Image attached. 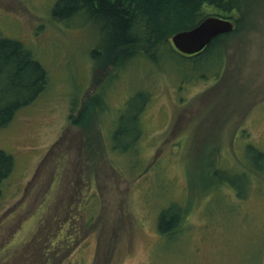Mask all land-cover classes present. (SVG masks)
<instances>
[{
  "label": "rangeland",
  "instance_id": "1",
  "mask_svg": "<svg viewBox=\"0 0 264 264\" xmlns=\"http://www.w3.org/2000/svg\"><path fill=\"white\" fill-rule=\"evenodd\" d=\"M54 1L0 0V36L22 41L47 73L0 129L14 157L1 185L0 264H264V172L247 148L264 153V0L251 1L219 67L185 82L175 69H188L163 51L159 65L138 54L118 72L94 60L99 25L53 17ZM140 89L141 136L123 154L115 134ZM232 164L249 178L244 196L231 188L246 189ZM212 165L235 182L215 179ZM170 201L179 231L162 235L157 216Z\"/></svg>",
  "mask_w": 264,
  "mask_h": 264
},
{
  "label": "trees",
  "instance_id": "2",
  "mask_svg": "<svg viewBox=\"0 0 264 264\" xmlns=\"http://www.w3.org/2000/svg\"><path fill=\"white\" fill-rule=\"evenodd\" d=\"M252 0H55L51 15L63 21L80 22L84 15L89 17L85 24L97 23L100 28V42L91 49L94 60L108 59L117 72L126 68L127 64L138 57L160 64L159 53L168 54V59L179 58L181 67L187 68L186 75L179 67L175 69L180 75V82H185L188 75L206 76V71L218 68L222 59L226 39L236 34L249 23ZM207 16H220L233 19L234 27L228 33L213 38L207 46L194 54L177 52L169 42L174 33L187 30L197 25ZM129 61L123 69V63ZM212 66L208 67V63ZM213 72V71H211ZM214 73V72H213ZM47 81L46 69L22 41L0 36V129L6 127L16 112L33 102L45 89ZM130 95V96H129ZM126 100L127 115L121 120L116 136L125 144L121 153L134 154L138 139L141 136V115L148 100L149 93L143 89L130 91ZM126 96V97H127ZM95 93L91 97L92 106L101 109L99 103L94 106ZM132 141L128 146L127 142ZM253 151V160L262 164L259 169L264 172V153L247 145ZM135 158V157H134ZM257 162L254 161V164ZM111 165V164H110ZM241 165V164H240ZM232 164V170L240 171L246 189L238 193L228 183L235 194L244 196L249 187V178L244 167ZM112 166V165H111ZM234 166V167H233ZM247 166V165H246ZM14 167L11 153L0 149V194L2 182L9 177ZM210 175L220 182L224 180L234 183L229 173H222L210 167ZM249 169V167L247 166ZM243 170V171H241ZM250 171V169H249ZM233 186V185H232ZM83 200L82 209H85ZM170 207L163 208L157 216V229L162 235H173L179 231L182 215L181 207L170 201ZM175 207V209H174ZM173 208V210H172ZM177 209V210H176ZM68 244V243H67Z\"/></svg>",
  "mask_w": 264,
  "mask_h": 264
},
{
  "label": "water",
  "instance_id": "3",
  "mask_svg": "<svg viewBox=\"0 0 264 264\" xmlns=\"http://www.w3.org/2000/svg\"><path fill=\"white\" fill-rule=\"evenodd\" d=\"M232 29L231 19L207 16L192 28L174 33L169 40L177 52L189 55L201 51L213 38Z\"/></svg>",
  "mask_w": 264,
  "mask_h": 264
},
{
  "label": "flooded vegetation",
  "instance_id": "4",
  "mask_svg": "<svg viewBox=\"0 0 264 264\" xmlns=\"http://www.w3.org/2000/svg\"><path fill=\"white\" fill-rule=\"evenodd\" d=\"M232 21H233V19H231ZM233 23H234V21H233Z\"/></svg>",
  "mask_w": 264,
  "mask_h": 264
}]
</instances>
